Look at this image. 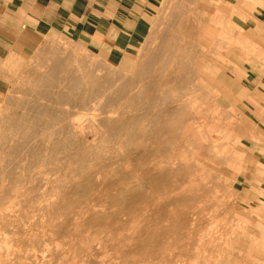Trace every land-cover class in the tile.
Instances as JSON below:
<instances>
[{
  "label": "rangeland",
  "instance_id": "rangeland-1",
  "mask_svg": "<svg viewBox=\"0 0 264 264\" xmlns=\"http://www.w3.org/2000/svg\"><path fill=\"white\" fill-rule=\"evenodd\" d=\"M183 2L164 0L150 33ZM245 2L210 3L232 14ZM220 17L217 94L189 70L141 79L150 33L141 46L97 50L50 33L0 65V264H254L232 255V230L264 251V138L241 105L223 102V53L245 40ZM227 65L241 82L249 64Z\"/></svg>",
  "mask_w": 264,
  "mask_h": 264
},
{
  "label": "crops",
  "instance_id": "crops-1",
  "mask_svg": "<svg viewBox=\"0 0 264 264\" xmlns=\"http://www.w3.org/2000/svg\"><path fill=\"white\" fill-rule=\"evenodd\" d=\"M163 1L0 0V65L5 60L10 62L15 55L31 53L43 36L50 33L68 35L96 50L134 46L138 40L141 46L157 23ZM225 1L233 5L239 2ZM246 2L240 3V12L232 9L231 15L219 7L222 16H231L236 34L245 40L234 46L233 53L226 50L223 53L226 78L223 102L230 100L241 105L248 120L253 122L254 131L264 138V5L251 10ZM247 43L249 47L259 48L257 54L245 56L243 46ZM227 64L241 69L242 65L249 64L241 82ZM258 158L263 159L264 155Z\"/></svg>",
  "mask_w": 264,
  "mask_h": 264
},
{
  "label": "bare ground",
  "instance_id": "bare-ground-1",
  "mask_svg": "<svg viewBox=\"0 0 264 264\" xmlns=\"http://www.w3.org/2000/svg\"><path fill=\"white\" fill-rule=\"evenodd\" d=\"M184 2L172 12L164 30H153L150 33V41L146 47V55L138 63V75L146 82L153 79V74L157 72L159 75L168 73L169 71H187L196 72L198 74L197 79L201 82L199 86H204L202 81H209L211 88L215 94L220 91L221 86V71H222V53L220 52V34H221V17L220 13L212 12L211 3L212 0H183ZM187 1V2H186ZM225 1V0H224ZM241 2V1H240ZM218 3V4H217ZM217 5H221V2L217 1ZM223 3V2H222ZM227 4V3H226ZM215 5V4H214ZM227 8L225 5L224 8ZM229 7V6H228ZM215 9V8H214ZM231 12V11H229ZM223 13V11H222ZM231 15V13H230ZM229 25V24H228ZM224 26V25H223ZM228 35L233 33L234 27L232 23L224 29ZM161 31V33H160ZM157 32V33H156ZM235 32V31H234ZM160 33V34H159ZM236 33V32H235ZM159 34L158 44L154 41L157 40ZM161 38V39H160ZM242 40V39H241ZM155 42V43H154ZM148 49V50H147ZM56 58V57H55ZM59 59V58H58ZM54 61V60H53ZM62 61V60H61ZM58 63L59 61H54ZM50 65V64H49ZM75 66V65H74ZM63 67V66H62ZM122 72L124 71L121 69ZM125 75V74H124ZM190 76V75H189ZM125 77V76H124ZM42 78V77H41ZM110 78V77H109ZM128 78V77H127ZM155 78V76H154ZM159 78V77H158ZM163 78V77H162ZM168 81H171V77H167ZM192 78V77H191ZM67 79V78H66ZM174 79V78H173ZM107 80V79H106ZM52 81V80H51ZM54 81V80H53ZM131 82V81H130ZM139 82V81H138ZM63 83V82H62ZM66 83V82H65ZM55 85V83H53ZM142 84V83H141ZM150 84V83H149ZM160 84V83H159ZM163 84V83H162ZM144 85V84H142ZM44 86V85H43ZM62 86V85H61ZM139 86V85H138ZM86 87V85H85ZM39 89V88H38ZM129 90V89H128ZM133 90V89H131ZM153 91V90H152ZM213 93V94H214ZM149 94V93H148ZM206 94V93H205ZM207 95V94H206ZM142 96V95H141ZM218 96V95H217ZM114 97V96H113ZM65 99V98H64ZM124 100V99H123ZM127 100V99H125ZM218 100V99H217ZM61 102V100H60ZM127 102V101H126ZM62 103V102H61ZM91 103V102H90ZM144 103V102H143ZM63 104V103H62ZM61 104V105H62ZM84 104V103H83ZM93 104V103H92ZM75 105V104H74ZM82 105V104H81ZM89 105V104H88ZM83 106V105H82ZM133 106V105H132ZM87 107V106H86ZM93 107V106H92ZM88 108V107H87ZM90 108V107H89ZM115 108V107H114ZM55 109V108H54ZM56 110V109H55ZM73 110V109H72ZM92 110V109H90ZM94 111V110H93ZM2 112V111H1ZM89 113V112H88ZM93 116V112H91ZM96 114V113H95ZM100 114V113H99ZM4 115V114H3ZM58 115V113H57ZM79 115V114H78ZM78 115H76L78 117ZM102 115V114H101ZM100 115V116H101ZM90 116V115H89ZM88 116V117H89ZM97 117V115H95ZM82 117V116H81ZM84 117V116H83ZM86 117V118H88ZM99 118V116L97 117ZM59 119V118H58ZM104 119V118H101ZM4 120V119H3ZM7 120V118L5 119ZM69 120V119H68ZM74 120V119H73ZM84 120V118H83ZM81 120V121H83ZM11 121V120H10ZM75 121H78L75 120ZM100 121V120H99ZM103 121V120H102ZM100 121V122H102ZM73 122V121H72ZM85 122V121H83ZM77 123V122H75ZM126 123V122H125ZM124 123V126H125ZM79 124V122H78ZM85 124V123H84ZM83 124V125H84ZM87 124V123H86ZM102 124V123H101ZM77 125V124H76ZM104 125V124H102ZM81 127V126H80ZM79 127V128H80ZM86 127V125H85ZM49 128V127H48ZM56 128V127H55ZM74 128V127H73ZM24 129V128H23ZM82 129V128H80ZM38 130V129H37ZM29 132V131H28ZM47 132V131H46ZM23 133V131L21 132ZM14 134V133H13ZM32 134V133H31ZM89 134V133H86ZM27 136V135H26ZM32 136V135H31ZM30 136V137H31ZM86 136V135H85ZM202 136V135H201ZM29 137V138H30ZM88 137V136H87ZM91 137V136H90ZM23 142V141H22ZM25 142V141H24ZM23 142V143H24ZM132 142V141H131ZM28 143V142H27ZM30 143V142H29ZM88 144V143H87ZM44 145V144H43ZM23 146V145H22ZM26 146V145H25ZM34 147V146H33ZM30 148V147H29ZM36 148V147H35ZM116 148V147H115ZM25 149V147H24ZM32 149V148H31ZM3 150V149H2ZM19 152V151H18ZM32 152V151H31ZM34 152V151H33ZM38 152V151H37ZM36 153V152H34ZM220 153V152H219ZM17 155V154H16ZM32 155V154H31ZM38 155V154H37ZM46 155V153L44 154ZM221 155V154H220ZM46 157V156H45ZM45 160V159H44ZM15 162V161H14ZM176 162V161H175ZM24 165V164H23ZM22 165V166H23ZM10 167V166H9ZM124 170V169H123ZM170 170V169H168ZM172 170V169H171ZM176 170V168L174 169ZM122 175V174H121ZM204 175V174H203ZM205 176V175H204ZM179 178V177H178ZM185 178V177H184ZM7 181V180H6ZM76 182V181H75ZM135 182V181H134ZM203 182H206L205 179ZM199 183V182H198ZM121 184V183H120ZM191 184V183H189ZM128 185V184H126ZM208 185V184H207ZM120 186V185H119ZM60 187V186H59ZM99 187V186H98ZM103 188V187H102ZM111 188V187H110ZM124 189V188H123ZM130 189V188H129ZM220 190V189H219ZM115 192V191H114ZM217 193V192H216ZM60 194V193H59ZM218 194V193H217ZM64 195V194H63ZM39 196V195H38ZM212 196H215L214 194ZM166 197V196H165ZM164 197V198H165ZM115 198V197H114ZM129 198V197H128ZM211 198V197H210ZM209 198V199H210ZM116 199V198H115ZM150 199V198H149ZM18 200V199H17ZM116 201V200H115ZM129 201V199H128ZM168 202V201H167ZM206 202V201H205ZM219 202V201H218ZM138 203V202H137ZM165 203V202H164ZM52 204V203H51ZM214 204V203H213ZM218 204V203H217ZM112 205V204H111ZM116 205V204H115ZM208 205V204H207ZM219 205V204H218ZM131 206V205H130ZM209 206V205H208ZM61 207V206H60ZM58 207V208H60ZM118 207V206H117ZM196 208V207H195ZM221 208V207H220ZM197 209V208H196ZM217 209V208H216ZM61 211V210H60ZM142 213V212H141ZM171 214V213H170ZM210 215V213H209ZM93 216V215H92ZM91 216V217H92ZM196 216H194L195 218ZM223 217V216H222ZM147 218V217H145ZM149 218V217H148ZM233 219V218H232ZM197 220V219H196ZM195 220V221H196ZM149 221V220H148ZM158 221V220H157ZM171 221V220H170ZM193 221V223L195 222ZM200 222V221H199ZM209 222V221H208ZM211 222V221H210ZM214 223V222H213ZM240 224V222H238ZM245 223V222H244ZM155 224V223H154ZM176 224V223H175ZM206 224V223H205ZM153 225V224H152ZM177 225V224H176ZM183 225V224H182ZM215 225V224H214ZM243 225V224H242ZM139 226V225H138ZM228 226V225H227ZM235 226V225H234ZM233 226V227H234ZM153 227V226H152ZM209 227V226H208ZM219 227V226H218ZM146 228V227H145ZM199 228V227H198ZM207 229V228H206ZM226 229V228H225ZM254 229V228H253ZM144 230V229H143ZM202 230V229H201ZM212 230V229H211ZM232 230V229H231ZM222 231V230H221ZM160 232V231H158ZM188 232V231H187ZM205 232V231H204ZM171 233V232H170ZM211 233V232H210ZM215 233V232H214ZM232 252L242 253L248 257V260H252L254 264H264V251L260 250L255 245L248 235L247 231L240 227L232 230ZM236 233V234H235ZM160 234V233H159ZM179 234V233H178ZM75 235V234H74ZM172 235V234H171ZM190 235V234H189ZM188 235V236H189ZM207 235V234H206ZM217 236L218 234L215 233ZM208 236V235H207ZM206 236V237H207ZM210 236V235H209ZM226 236V235H225ZM228 236V235H227ZM252 236V234H251ZM204 237V235L202 236ZM212 237V236H211ZM222 237V236H221ZM223 238V237H222ZM253 238V237H252ZM225 239V238H223ZM227 239V238H226ZM256 239V238H255ZM200 243V242H198ZM153 244V243H152ZM216 244V242H215ZM156 245V244H155ZM167 245V244H166ZM226 245V244H225ZM21 246V245H20ZM199 246V245H198ZM198 246H196L198 248ZM201 246V245H200ZM199 246V247H200ZM150 247V246H149ZM153 247V246H152ZM203 247V245H202ZM228 247V246H227ZM220 248V247H219ZM217 249V248H216ZM196 250V249H195ZM209 250V249H208ZM219 250V249H218ZM210 251V250H209ZM193 252V251H192ZM207 252V251H206ZM212 252V251H211ZM198 254V253H196ZM236 254V255H237ZM211 255V253L209 254ZM217 255V253H216ZM201 256V255H199ZM212 256V255H211ZM210 256V257H211ZM208 257V258H210ZM215 257V256H214ZM235 257V256H234ZM207 258V259H208ZM216 258V257H215ZM236 258H239L236 256ZM241 258V257H240ZM212 259V258H211ZM193 260H195L193 258ZM220 260V259H219ZM216 261V260H215ZM218 261V260H217ZM241 260L233 259L232 264H241ZM212 263V261H209ZM245 263V262H244Z\"/></svg>",
  "mask_w": 264,
  "mask_h": 264
}]
</instances>
